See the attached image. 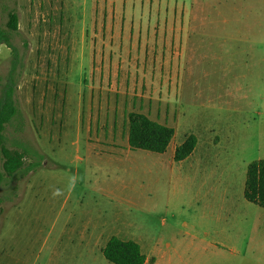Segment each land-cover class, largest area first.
Instances as JSON below:
<instances>
[{
    "label": "rangeland",
    "instance_id": "1",
    "mask_svg": "<svg viewBox=\"0 0 264 264\" xmlns=\"http://www.w3.org/2000/svg\"><path fill=\"white\" fill-rule=\"evenodd\" d=\"M12 12L5 143L39 165L0 186V264H113L111 237L144 264H264V208L244 197L264 159V0H0V27ZM131 112L174 129L165 152L129 148Z\"/></svg>",
    "mask_w": 264,
    "mask_h": 264
},
{
    "label": "trees",
    "instance_id": "2",
    "mask_svg": "<svg viewBox=\"0 0 264 264\" xmlns=\"http://www.w3.org/2000/svg\"><path fill=\"white\" fill-rule=\"evenodd\" d=\"M18 31V17L16 13H9L6 27H0V44H5L14 51L11 44V35ZM17 70L16 53L12 60L7 81L3 87L0 99V186L5 176L12 177L18 171H31L39 165L38 154L28 145L17 143L18 148H10L6 145L4 134L7 125L21 117L18 102L15 98ZM128 146L132 150L142 149L156 153H163L168 148L174 129L149 119L146 115L131 112L128 115ZM196 146V137L190 135L175 150V161H182L189 157ZM28 154H33L35 162L24 167V159ZM244 197L247 201L264 208V159L256 160L248 164L244 185ZM1 203V199H0ZM104 257L113 264H144L146 256L140 245L135 241H125L117 237H111L103 248Z\"/></svg>",
    "mask_w": 264,
    "mask_h": 264
}]
</instances>
